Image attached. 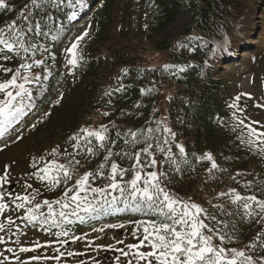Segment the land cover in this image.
Returning a JSON list of instances; mask_svg holds the SVG:
<instances>
[{"label": "trees", "instance_id": "16d2710c", "mask_svg": "<svg viewBox=\"0 0 264 264\" xmlns=\"http://www.w3.org/2000/svg\"><path fill=\"white\" fill-rule=\"evenodd\" d=\"M254 1L264 4V0ZM4 3L7 8L0 9V29L5 30L2 38L12 44L13 50L0 45V69L11 70L0 71V80L10 78L18 69L24 74L23 68H18L24 57L28 59L24 64L34 65L29 73L40 77L27 87L32 94L30 100H25L28 103L23 115L4 134L12 132L15 124L30 117L36 109L53 102L63 77L62 48L89 17L94 43L106 49L98 55L91 53L81 61L83 74L79 78L77 68L71 66V83L75 82L71 85V94L65 96L66 93L54 104L49 114L54 116L52 122L46 128L40 125L45 130L33 145L32 157L43 159L45 152L56 150L63 165L70 168L69 172L92 173L93 187L105 188L110 183L106 177L112 163L119 169L129 170L123 179L117 176V182L124 185L133 179L134 158L139 153L142 176L162 172L165 175L160 177V186L169 195L178 190L183 191L181 194H197L205 213L215 217L205 223L219 229L224 237L221 246L226 250H245L255 245V250L250 248L248 252L264 258V222L258 223V216L253 219L245 215L239 204L231 203L228 195L234 191L242 197L254 195L264 201V151H261L264 146L259 142L254 146L246 143L244 123L226 103V87L217 74L216 65L220 61L226 62L229 68L232 65L226 48L232 49L231 38L235 33L229 36L228 32L237 16L240 17L244 0H185V4L176 0H154V6L147 13L140 6L142 0H37L36 5L32 0H4ZM185 7L191 12V26L178 41L162 38L157 42L155 38ZM86 9L89 13L91 9L92 17L84 12ZM10 25H15L13 33L7 32ZM15 33H22V41L16 40ZM138 37L152 43V52L166 53L167 61L181 62L188 70L181 72L168 65L151 67L147 58L138 55L132 46H123L124 40L129 42ZM119 39L124 40L119 42ZM114 40H118L117 49L105 45ZM105 52L108 54L103 55ZM96 123L99 127L106 126L103 147L94 137L85 135L88 129H84ZM72 137L78 138V145ZM257 138L254 139L259 141ZM88 149H92V155ZM145 149L150 155L145 154ZM109 153L110 159L105 161ZM209 155L211 160L205 158ZM150 160L156 161L155 168L144 165ZM213 163L215 169L211 168ZM101 164H105V168L98 176ZM54 176L60 177L59 184L42 198L62 197L71 187V179L64 180L58 169ZM45 183L46 189L50 188L49 183ZM140 186L143 187L142 182ZM119 195L113 192L107 199ZM98 197L101 201L105 199L104 195ZM27 207L26 204L19 209L13 207V211L17 215ZM116 207L123 208V204ZM79 215L87 214L80 212ZM35 217L32 224L24 222L36 227L47 239L57 238V232L75 235L80 230L112 221L141 229L145 221L158 223L162 219L159 214L126 209L107 215L101 212L97 219L85 222H80L77 216H69L72 223L52 227L40 223L48 218L47 212L39 210ZM102 250L89 251L93 252V264L105 256Z\"/></svg>", "mask_w": 264, "mask_h": 264}, {"label": "rangeland", "instance_id": "374dc122", "mask_svg": "<svg viewBox=\"0 0 264 264\" xmlns=\"http://www.w3.org/2000/svg\"><path fill=\"white\" fill-rule=\"evenodd\" d=\"M176 1L184 3L185 0ZM147 2L148 0H142L140 5L146 13L145 6ZM244 5L245 6L240 11V17L237 16V20L228 34L231 36L235 33L234 37H237L238 25H240V33L249 32V35H244L248 37L252 36L253 39L248 40L245 39V37H241L242 43L245 46L247 45V50H245L244 53L240 50L239 55L233 56L238 66L235 70L228 68L221 72H217V74L224 80L226 85L229 86V93L226 97L232 113L238 116V118L244 122V125H248L257 133H264V9H259L254 0H244ZM190 17L191 12L185 7L176 20L167 27L158 38H155L157 42L162 38L171 42L178 41L181 35L191 26ZM90 28L89 26L86 27L82 34H79L70 45L71 48L74 43L78 44L75 50L76 64L74 66L78 70V78L83 74V67L81 64L84 62V59L91 53L98 55L106 49L104 46L94 43L95 35L93 29ZM81 37H83V39H80ZM123 40L124 39H119V42ZM116 41L108 42L105 45L117 49L118 47L116 45L118 44ZM233 44H235L238 50V38L235 39ZM128 45L132 46L131 49L136 50L138 55L145 56L147 58V64L151 67L167 64L166 53L152 52V43L145 42L140 37H138L137 40L132 39L129 42H125L124 40L123 46ZM105 54L108 53L105 52L103 55ZM24 61H21L18 68L22 67ZM168 65H176L180 71L186 69V66L181 63L175 64L169 62ZM66 66H68V63ZM219 68L223 69L224 67L219 66ZM27 74L34 81L36 75L29 72ZM23 75L24 74L21 73V76ZM10 78L0 80V83L6 82ZM18 83H23L22 78L18 80ZM70 83L71 82L68 84L70 86L65 83L57 96L62 97L66 93L65 96L70 95L72 89L71 85L75 84V82ZM30 84L33 85V82L25 85V87H29ZM12 91L13 94H15V90ZM4 99V94L0 93V101ZM26 101L24 100L23 103H28ZM14 103L18 105L20 101L17 100ZM48 109L50 111L51 107ZM49 111L47 113L34 115L30 123L26 125L24 123L20 127L18 126L19 128L14 133V136L0 143V177H4L5 174L7 175L6 183L0 184V196L4 197V199L0 200V203L7 206L5 211L0 213V225L6 226L3 231H0V236L4 237L5 240V243L0 244V260H3V257L6 256L8 260L4 261V264H25V262H27V264H79L78 260H82L81 264H86L87 261H89V264H93L91 259L84 257L88 254L86 251H93V249L99 251L98 249L102 248L103 250L101 253L105 256H101L96 264H128V259H130L131 256L128 258L123 257L120 250L127 251V245H135L139 242V238H142L143 235L142 228L140 229L139 226L124 228L123 226L115 225L116 227H109L108 230L103 228L104 230L101 232H96L94 231L96 228H93L80 232L82 235V239L80 240H75L71 238L74 236H69V240H65V237H62L61 241L54 242L45 239L38 230L23 224V217L28 215L29 210L39 206V210H43L48 214V206L44 205L43 202L45 200L49 202L59 201L63 197H56L53 200L42 198V196L47 197L54 188L46 189V180L41 181L37 179V175L44 176L42 169L47 168L49 165H63L60 153L56 150L45 152L43 154V159L33 158L32 156H34V154L31 153L34 143L39 139V136H41L42 132L45 130L44 128H46L54 118L53 115H49ZM99 126V123H96L94 126L87 127L84 130L88 129L93 132H99L106 127ZM245 132H248V128H245ZM262 138L264 139V137H258L257 139L261 140ZM260 145L264 146L262 144ZM67 169L70 171L69 167H67ZM5 170H7L6 173ZM50 172L54 176L55 168L51 169ZM70 174L71 187L75 185L77 180L84 176L82 172L78 173L74 170H72ZM14 183H18L17 188L13 192L7 193L5 191L6 188ZM89 184L91 187L95 184V180L92 177L89 178ZM182 192V190H178L170 196L181 203L187 202L202 208V202L198 200L196 193L181 194ZM69 195H71V193ZM181 195L183 197H181ZM17 196H29L31 203L26 204L28 206L26 210H22L20 214L14 215L12 212L13 207L22 203V201L15 199ZM98 198L97 195L90 196V199L98 200ZM52 207L53 211L56 213L62 210L58 205H52ZM63 211L68 212L71 211V209H63ZM54 218L60 219L59 215ZM10 220L14 221V223L9 224ZM134 231L136 232V237L133 236ZM118 241H123V243H118ZM38 245L40 246L38 247ZM9 248L12 249L11 252L6 251V249ZM20 248H32L35 249V251L20 252ZM249 249V247L245 250L239 248L237 251L247 253V255L253 258V264H258L262 258H259L255 253L248 252ZM140 250L147 252L150 249L142 248ZM69 253H77V255L69 256Z\"/></svg>", "mask_w": 264, "mask_h": 264}, {"label": "snow or ice", "instance_id": "6c2138e0", "mask_svg": "<svg viewBox=\"0 0 264 264\" xmlns=\"http://www.w3.org/2000/svg\"><path fill=\"white\" fill-rule=\"evenodd\" d=\"M37 0H32V4L36 5ZM7 8L4 0H0V9ZM24 16L25 13H21ZM15 25H10L7 29L8 33H13ZM5 30L0 29V45L7 48L9 51L13 50L12 44L3 39ZM16 40L22 41V33H15ZM80 39H83L81 37ZM22 46V45H21ZM78 44L74 43L68 50L72 59L68 61L70 65L75 66L76 56L75 50ZM28 51L27 48L24 49ZM8 57H4L7 59ZM34 65L23 64L24 75L21 76V71L18 69L6 82L0 83V93H3L5 99L0 101V136L23 115L26 104L24 100L31 99V92L25 87L26 84L33 82V79L27 74ZM38 66V65H36ZM0 71H11L0 69ZM23 80V83H18V80ZM40 77H34V80H39ZM11 89V90H10ZM15 90V94L13 91ZM17 100L20 103L17 105ZM241 124V121H237ZM248 128L246 143L250 146H254L257 142L264 145V139L257 141L256 137H264V133H257L254 129L248 125H243ZM84 131V130H82ZM85 135L88 137H94L95 140L103 147L105 136L103 130L99 132H93L91 130L85 131ZM135 136V133H132ZM73 140H79L77 137H72ZM145 154L150 155L148 150L145 149ZM163 151V149H161ZM181 153L184 152L182 147L179 148ZM264 151V148H261ZM89 155H92V149H88ZM119 155V154H117ZM111 153L105 157V161L110 159ZM211 160V156L205 157ZM136 163L133 168L136 169L133 179L126 184L121 185L117 182L116 177L119 176L123 179L124 173L129 171L128 169H119L115 163L111 164L109 175L106 177L110 181L109 185L105 188H93L89 184V178L92 173L85 174L79 180L76 181L73 187L67 188L63 197L59 201L49 202L45 200L44 205L48 206V218L41 220V225L50 224L52 227H61L63 224H70L73 221L68 219L69 216H77L80 222H85L86 219H97L98 214L103 212L105 215L116 212H123L126 209L133 212H144L146 214H159L162 218L158 223H149L145 221L140 227L142 228V238H139V242L135 245H127V251L120 250L121 255L125 258L131 256L128 259V264H253V258L243 251H237L234 249H225L224 237L219 234V229L210 227L205 220H215L214 216H208L205 211L199 206L187 202L181 203L160 186V177L164 176V173L159 175L153 171L151 173H145L141 175V156L138 153L135 156ZM171 159V157H167ZM79 163V161H75ZM144 165L147 167L155 168L156 161H145ZM58 169L59 173H62L64 180H70L71 174L64 165L51 164L47 168L42 169L44 176L37 175V179L41 181H47L50 189L55 187L60 182L59 176H53L50 172L51 169ZM105 164H101L96 175L101 176L103 174ZM212 169L216 168V164L211 165ZM7 170H5V173ZM7 175L0 177V184L6 183ZM141 182L143 187H141ZM30 187V186H26ZM113 192H119V196H113L110 200L107 196ZM71 193V195H69ZM35 195V194H33ZM91 195H104L103 201L90 199ZM228 195L231 197L232 204H239L244 211L245 215L255 219L259 217L258 223L264 222V201L258 200L254 195L241 196L236 192H231ZM4 199L0 196V200ZM15 199L22 201L21 204L16 205L17 209L23 208L24 204H30L31 200L29 196H17ZM105 204L107 207H105ZM117 204H123V208H117ZM52 205H58L61 211L56 213L53 211ZM256 206L255 208L253 206ZM6 205L0 203V213H3L6 209ZM70 208L71 211L65 212L63 209ZM39 211V206L28 211V215L23 219L29 224H32L35 217V213ZM79 212H84L86 216H80ZM59 215L60 219L57 221L54 217ZM203 217V218H202ZM170 221V223H169ZM14 221H9V224ZM5 225H0V231H3ZM109 227H116L115 225H109ZM103 228H96L94 231L101 232ZM18 231V229H17ZM207 233V234H206ZM264 235V232H262ZM57 238L68 236L67 231H61L56 233ZM133 236L136 237V232H133ZM82 237H76L75 240H80ZM213 241H218L214 244ZM74 242V241H73ZM5 243L4 237L0 236V244ZM123 243V241H118ZM40 245H38L39 247ZM249 248L255 250V245H249ZM142 248H149L147 252L141 251ZM115 250V249H113ZM11 252L12 249H6ZM20 252L35 251L32 248H20ZM77 255V253H69V256ZM8 257H3L0 260V264H4ZM27 264V262H25ZM258 264H264V258H262Z\"/></svg>", "mask_w": 264, "mask_h": 264}, {"label": "water", "instance_id": "95a60500", "mask_svg": "<svg viewBox=\"0 0 264 264\" xmlns=\"http://www.w3.org/2000/svg\"><path fill=\"white\" fill-rule=\"evenodd\" d=\"M151 2V1H150ZM149 8V6H148ZM14 187H16V184L12 185L11 187L7 188V191H11Z\"/></svg>", "mask_w": 264, "mask_h": 264}]
</instances>
